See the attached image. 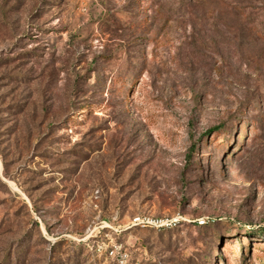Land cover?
<instances>
[{
  "label": "rangeland",
  "instance_id": "1",
  "mask_svg": "<svg viewBox=\"0 0 264 264\" xmlns=\"http://www.w3.org/2000/svg\"><path fill=\"white\" fill-rule=\"evenodd\" d=\"M0 264H264V0H0Z\"/></svg>",
  "mask_w": 264,
  "mask_h": 264
},
{
  "label": "built area",
  "instance_id": "2",
  "mask_svg": "<svg viewBox=\"0 0 264 264\" xmlns=\"http://www.w3.org/2000/svg\"><path fill=\"white\" fill-rule=\"evenodd\" d=\"M136 222H138L139 224H146L145 221H142L140 218L136 219L135 220ZM176 221H171V222H167V223H161V224H157L156 225H159V226H171L175 223Z\"/></svg>",
  "mask_w": 264,
  "mask_h": 264
},
{
  "label": "trees",
  "instance_id": "3",
  "mask_svg": "<svg viewBox=\"0 0 264 264\" xmlns=\"http://www.w3.org/2000/svg\"><path fill=\"white\" fill-rule=\"evenodd\" d=\"M217 129H219V128H214L213 130H211V131H216Z\"/></svg>",
  "mask_w": 264,
  "mask_h": 264
}]
</instances>
